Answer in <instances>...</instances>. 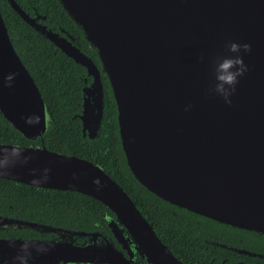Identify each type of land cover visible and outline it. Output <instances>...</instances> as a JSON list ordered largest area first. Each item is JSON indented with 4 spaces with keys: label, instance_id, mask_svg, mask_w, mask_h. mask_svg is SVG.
<instances>
[{
    "label": "water",
    "instance_id": "obj_1",
    "mask_svg": "<svg viewBox=\"0 0 264 264\" xmlns=\"http://www.w3.org/2000/svg\"><path fill=\"white\" fill-rule=\"evenodd\" d=\"M6 1L91 77L83 89L79 115L83 137L94 139L100 128L103 72L134 178L171 205L264 235V0H58L97 51L100 70L71 37L38 23L40 16H29L16 0ZM228 40L252 45L244 57L249 71L240 79L231 105L207 91L213 81L211 60L228 55ZM8 73L16 74L11 86L4 82ZM0 114L31 141L41 139L50 122L41 93L13 48L1 11ZM32 114L40 115L39 126L25 125V117ZM6 146L0 144V160ZM22 147L32 160L10 166L7 173L0 170V178L73 191L101 202L114 215H104L113 239L101 231L0 216V229L55 235L0 239V264H13L25 241L47 249L39 254L31 249L30 264H136L138 258L145 264H182L99 165L44 147ZM45 167L47 179H41Z\"/></svg>",
    "mask_w": 264,
    "mask_h": 264
},
{
    "label": "trees",
    "instance_id": "obj_2",
    "mask_svg": "<svg viewBox=\"0 0 264 264\" xmlns=\"http://www.w3.org/2000/svg\"><path fill=\"white\" fill-rule=\"evenodd\" d=\"M16 2L30 15L36 10L38 14L46 16L43 23L48 29L56 33L62 29L73 39V45L101 69L97 51L86 41L81 28L67 15L58 0ZM0 11L13 48L37 85L50 120L43 137L31 141L17 132L0 114V144L44 147L99 165L130 197L158 238L182 264H220L221 259L229 255L224 249L228 245L242 247L248 243V248L264 252V235L224 225L171 205L149 192L134 178L121 147L116 104L103 72L100 128L94 139L83 137L79 115L86 70L34 31L6 0H0ZM104 215L114 218L101 202L86 195L0 178L2 217L83 232L101 231L113 239ZM1 235L48 239L49 235L54 234L12 229L0 231ZM212 258L214 261H211Z\"/></svg>",
    "mask_w": 264,
    "mask_h": 264
},
{
    "label": "clouds",
    "instance_id": "obj_3",
    "mask_svg": "<svg viewBox=\"0 0 264 264\" xmlns=\"http://www.w3.org/2000/svg\"><path fill=\"white\" fill-rule=\"evenodd\" d=\"M225 48L228 53L227 56H214L211 60V67L213 70V81L207 89L208 93L217 96L223 100L226 105L232 104V97L237 91V85L240 79L249 71V66L245 63L244 57L252 50V45L247 41L228 40L225 42ZM200 59H203L201 57ZM15 73H8L4 77V82L8 86L14 80ZM190 105L186 107V110ZM41 117L39 114H32L25 117L24 123L28 127L39 126ZM4 156L0 160V170L5 173L10 171V166H15L17 163L21 165H28L32 160L31 154L17 144L6 146L3 150ZM30 172L35 173V169H29ZM49 169H43L44 176L41 179H47ZM34 182L37 181L35 175L32 176ZM37 254L47 251L43 245L34 244L30 242H22L19 245L17 255L13 257V264H30L32 259L31 249Z\"/></svg>",
    "mask_w": 264,
    "mask_h": 264
},
{
    "label": "flooded vegetation",
    "instance_id": "obj_4",
    "mask_svg": "<svg viewBox=\"0 0 264 264\" xmlns=\"http://www.w3.org/2000/svg\"><path fill=\"white\" fill-rule=\"evenodd\" d=\"M25 13H27V12H25ZM36 15L40 16V18L38 19V23H41L44 25L43 21L46 20V16L38 14V12L36 10L33 11V15L29 14V16H31V17H35ZM41 17H45V18L42 19ZM57 33H59L60 36L67 37L68 39H70V36L67 35L62 29H60V31ZM101 73L102 72H100V79H101ZM83 82L84 83L81 87L82 95H83V89L88 87L91 84L92 79H91V77L87 76V74H86V78H84ZM101 84H102V79H101ZM102 89H103V84H102ZM8 230H12V229H0V231H8ZM54 237H55V235H49L48 239L54 238ZM9 238H16V237H12L10 235H8V236H2L1 235L0 236V239H9ZM33 239H38V238H33ZM40 239H42V238H40ZM77 242L82 243L83 239H78ZM248 247H249L248 243L243 245L242 247H237V246H232V245H228V246L224 247V249H226L228 251L229 255L223 257L221 259L220 264H224V263L225 264H264V252H260V251H257L255 249H250ZM134 261L136 262V264H145L139 258L137 259V261L136 260H134ZM211 261H214V258H212Z\"/></svg>",
    "mask_w": 264,
    "mask_h": 264
}]
</instances>
